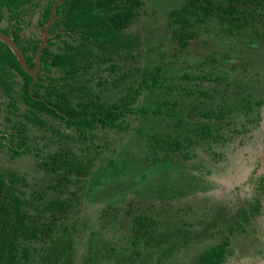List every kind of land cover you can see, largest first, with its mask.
<instances>
[{
	"label": "trees",
	"instance_id": "16d2710c",
	"mask_svg": "<svg viewBox=\"0 0 264 264\" xmlns=\"http://www.w3.org/2000/svg\"><path fill=\"white\" fill-rule=\"evenodd\" d=\"M46 1L37 20H23L15 29L10 24L13 19L22 21L21 15H31L34 5L38 7L44 0H0V27L3 21L9 22L4 32L0 31L8 35L11 29L30 69L34 68L44 28L58 0ZM143 7L142 0L62 1L49 28L51 38L41 52L38 81L33 84L32 93L33 77L0 41V93L3 97L0 102L5 107L7 124L5 132L0 130V146L6 147L12 158L37 156L43 180L49 182L44 191L34 190L25 175L10 166L0 168V264H76L74 239L82 235L75 231L79 230L78 226H84V222L77 224L74 220L71 224V213L80 211L82 200L102 186V178L114 176L111 172L117 157V153L110 155L97 164L102 154L93 146L94 134L99 130L125 132L124 118L128 115L146 117L148 126L152 122L160 126L167 109L172 114L171 118L165 117L176 129L174 137L136 131L140 136L146 135L145 153L150 156L147 160L157 165L152 174L143 178L150 194L143 197L153 202L162 201L163 205L154 214L140 210L131 213L135 229L131 245L145 242L153 248L161 247L168 232L171 253L177 246L188 248L192 243L198 244L202 239L219 234L220 242L197 252L189 264H229L231 239L238 233L246 234V227L264 216V177L260 179L261 193L240 205L232 206L231 202L226 208L219 205L212 213L208 207L200 206L201 211L197 213L192 205L184 203L180 216L163 207L168 198H181L188 190L204 191V179L198 182V176L191 174L198 166L186 172L187 168L181 167L180 161L195 159L196 145L213 150L230 134L249 132L250 126L261 122L264 98H251L249 93L244 97L245 88L238 93L231 91L230 86L211 87L198 91V96L208 100L211 107H202V102L192 106L188 102L189 109L184 106L177 109L195 94L196 91H190L191 86L186 87L191 81L196 78L209 81L213 74L183 73L169 77L160 72L159 65L154 68L143 65L141 39L129 31L131 24L141 16ZM167 17L172 33L170 45L177 51L186 49L195 33L213 20L222 25L229 37L243 36L250 41L258 35L264 37V0H188L169 11ZM23 26L29 28V36L21 35ZM247 31L248 34H242ZM212 81L218 83L216 79ZM148 89L158 95L162 93L165 99L160 101L159 107L150 111L139 109L137 113L134 104L141 91ZM110 92L122 95L109 104L101 96ZM226 98H230L229 101ZM213 99L215 101L211 102ZM20 105L24 106L23 111ZM193 115L197 116V121L193 120ZM36 126L46 128L52 135L51 140L56 141L52 153L29 144L28 131ZM77 146L80 154L74 151ZM147 163L146 167L150 164ZM170 172L175 177L174 184L165 180ZM157 174L161 178L148 188V180ZM205 182L206 186L211 185ZM209 199L203 197L204 202ZM163 214L169 217L168 221L161 229H153L152 225L157 224L155 218L161 219ZM190 216L197 218L188 219ZM160 235L163 236L156 240ZM257 243L263 247L260 241ZM256 253L263 252L256 250ZM240 256L243 257V253Z\"/></svg>",
	"mask_w": 264,
	"mask_h": 264
},
{
	"label": "rangeland",
	"instance_id": "374dc122",
	"mask_svg": "<svg viewBox=\"0 0 264 264\" xmlns=\"http://www.w3.org/2000/svg\"><path fill=\"white\" fill-rule=\"evenodd\" d=\"M142 1L144 7L141 10V16L131 24L129 29L141 39L143 53L141 63L148 68L159 65L158 69L162 70L160 72L169 77H179L183 73L190 76H200L203 73L213 74L209 81L197 78L191 81L192 85L189 84L186 87L191 86L190 91L196 92L189 100L185 101V105L179 104L177 109H181L183 106L189 109L188 102L192 106L202 102V107H211L212 104L207 103L208 100L198 96V91L211 87L224 89L230 86L231 91L238 93L242 88H245L244 94L242 91L244 97L249 93L251 98L260 96L264 98V37L258 35L257 38L252 37L251 41L243 39V36L229 37L222 25L213 20L195 33L186 49L177 51L170 45L172 33L167 23V14L169 9L177 8V4L185 0ZM45 2L47 1L44 0L43 4L38 7L35 4V8L30 10V12H34L31 15L29 13L21 15L22 21L19 22L15 18L10 24L16 29L18 24H23V20H37ZM8 23L6 20L3 21L0 30L4 32ZM26 24L28 25V23ZM31 29L33 30V28ZM33 31L39 32L38 29ZM248 32L242 34L245 35ZM29 33V28L23 26L21 35L29 36ZM1 67L4 69L2 64ZM214 79L218 83L212 81ZM183 83L186 82L183 81ZM121 95L117 92H110L101 97L103 101L112 104ZM164 99L165 95L162 93L158 95V92L154 93L151 89L144 90L141 91L134 108L137 109V113L139 109L150 111L159 107L160 101ZM229 99L226 98V101ZM0 101L3 102L1 93ZM214 101L215 99L211 100V102ZM0 107H2L1 102ZM20 107L23 111L24 106L20 105ZM4 110L3 106L2 110L0 109V130L3 132L6 131L4 129L7 125L4 119L6 115ZM164 113H166L163 115L165 119L160 126L153 122L148 126L146 117L128 115L124 118L127 129L125 132L99 130L94 134L96 138L93 139V146L102 154L101 157H98L97 164L110 155L115 156L117 153V157L111 172V175L114 176L111 178L107 175L106 178H102V186L92 193V197H85L82 200V204L78 208L80 211L71 213V224H74V220L77 224L84 222V226H78L79 230L75 231L77 235H82L74 239L76 264H189L197 252L211 244L220 242L221 236L216 234L212 238L202 239L201 243H192V246L188 248L177 246V250L170 253L171 235L166 232L165 244L158 248L150 247L145 242L136 245L130 243L135 239L132 229L134 225L132 214L138 210L141 213L154 214L163 205L162 201L153 202V199L147 198V195L150 194H148L149 191L145 186L146 181L143 178L152 174L157 165L147 160L150 156L145 153L146 135L140 136L136 134V131H143L145 134L159 132L170 137L176 136V129L167 118L170 117L172 111L165 109ZM174 113L181 114L177 111ZM260 113L262 117L259 124L250 126L249 132L244 133L242 130L240 133L230 134L227 140L217 148L206 150L204 145H196L197 157L185 162L181 160L180 165L184 169L187 168L186 172H189L191 167L198 166L194 171H191V174L198 176L196 177L198 182H202L204 179L202 184L204 191L201 192L200 188L186 189L189 192L185 196L168 198L163 207L180 216L179 211H183L184 203H189L197 213L201 211L200 206L208 207L209 212L212 213V210H217L219 205L225 208L230 202L232 206H235L236 203L240 205V203L252 199L258 192L261 193L260 179L264 177V105L261 107ZM177 114H173L175 118H178ZM194 115L192 118L197 121V116L194 117ZM255 119L252 122H255ZM28 135L30 145L37 146L41 151L49 153L55 150L56 141L51 140L52 135L46 128L31 127ZM74 151L80 154L78 146ZM118 154L123 156L120 158ZM173 157L175 159V156ZM39 162L37 156L33 154L12 158L6 147L0 146V168L12 167L28 178L34 190L44 191L49 182L43 180L44 173L37 166ZM146 162L150 163L147 167L145 166ZM183 163L186 164L183 166ZM159 178L161 175L157 174L149 179L148 188L151 189ZM174 179L175 177L170 172L165 180L172 181L174 184ZM205 180L209 181L211 185L207 183L206 186ZM165 197L167 198V195ZM203 197L210 199L204 202ZM153 205L155 206L151 207ZM165 214L161 219L155 218L157 224L152 225L153 229H161L165 225L169 219ZM169 216L172 217L170 213ZM181 216L184 215L181 214ZM194 218L197 217H188L191 220ZM246 230V234L238 233L231 239L232 256L229 259V264L264 263V216L252 222L246 227ZM156 231L158 234L161 233V230ZM162 236L155 239L159 240ZM257 239L263 247H260ZM250 250L254 252L250 253ZM256 250L263 253L257 254ZM241 253H243V257L240 256Z\"/></svg>",
	"mask_w": 264,
	"mask_h": 264
},
{
	"label": "water",
	"instance_id": "95a60500",
	"mask_svg": "<svg viewBox=\"0 0 264 264\" xmlns=\"http://www.w3.org/2000/svg\"><path fill=\"white\" fill-rule=\"evenodd\" d=\"M64 0H58L53 8H52V11H51V16H50V19L48 21V23L46 24L45 28H44V34H43V38H42V41L37 49V53L35 55V64H34V68L33 69H30L28 66H27V63L25 61V58H24V55L23 53L21 52L20 48L17 46V44L14 42V39H13V35H12V32L10 30V33L8 35L6 34H3L2 32H0V41L5 43L9 48L10 50L12 51V53L15 55L16 59L18 60V62L20 63L22 69L30 76L33 77V82L31 84V88H30V93H32V87H33V84L38 81V71L40 69V57H41V52L44 48V46L46 45V42L47 40L51 37L50 34H49V28L54 20V17H55V10L57 8V6Z\"/></svg>",
	"mask_w": 264,
	"mask_h": 264
},
{
	"label": "flooded vegetation",
	"instance_id": "af4514ba",
	"mask_svg": "<svg viewBox=\"0 0 264 264\" xmlns=\"http://www.w3.org/2000/svg\"><path fill=\"white\" fill-rule=\"evenodd\" d=\"M185 1H186V0H185ZM181 4H182V3H178L177 5H181ZM173 9H175V8H173ZM173 9H169V11H172ZM53 21H54V20H53ZM52 23H53V22H52ZM10 30H11V29H10ZM50 36H51V35H50ZM50 38H51V37H50ZM50 38H49V39H50ZM47 41H48V40H47ZM46 43H47V42H46ZM39 70H40V69H39ZM38 74H39V71H38ZM132 229H133V232H134L135 229H134V228H132Z\"/></svg>",
	"mask_w": 264,
	"mask_h": 264
},
{
	"label": "bare ground",
	"instance_id": "6f19581e",
	"mask_svg": "<svg viewBox=\"0 0 264 264\" xmlns=\"http://www.w3.org/2000/svg\"><path fill=\"white\" fill-rule=\"evenodd\" d=\"M264 264V263H263Z\"/></svg>",
	"mask_w": 264,
	"mask_h": 264
}]
</instances>
